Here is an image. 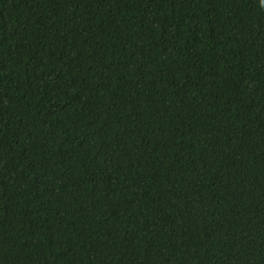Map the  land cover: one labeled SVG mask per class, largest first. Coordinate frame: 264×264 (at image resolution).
<instances>
[{"label":"trees","instance_id":"trees-1","mask_svg":"<svg viewBox=\"0 0 264 264\" xmlns=\"http://www.w3.org/2000/svg\"><path fill=\"white\" fill-rule=\"evenodd\" d=\"M0 264H264V0H0Z\"/></svg>","mask_w":264,"mask_h":264}]
</instances>
